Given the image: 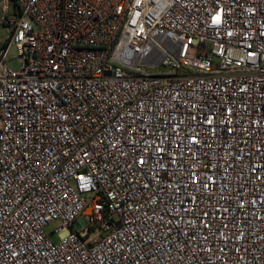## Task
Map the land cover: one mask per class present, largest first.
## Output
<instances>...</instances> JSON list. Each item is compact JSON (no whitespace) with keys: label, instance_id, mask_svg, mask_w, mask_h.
<instances>
[{"label":"built area","instance_id":"obj_1","mask_svg":"<svg viewBox=\"0 0 264 264\" xmlns=\"http://www.w3.org/2000/svg\"><path fill=\"white\" fill-rule=\"evenodd\" d=\"M0 28V264H264V0H0Z\"/></svg>","mask_w":264,"mask_h":264},{"label":"rangeland","instance_id":"obj_2","mask_svg":"<svg viewBox=\"0 0 264 264\" xmlns=\"http://www.w3.org/2000/svg\"><path fill=\"white\" fill-rule=\"evenodd\" d=\"M5 37H6L5 30L0 28V41H5ZM7 62L11 67H13L16 70L20 68L21 62H20L19 52L14 45H12L7 51ZM51 228H53V225L49 226L47 229L50 230ZM98 234H100V231L97 229L93 231L92 236H96ZM51 238L54 241L58 240L57 236L54 234L51 235Z\"/></svg>","mask_w":264,"mask_h":264}]
</instances>
